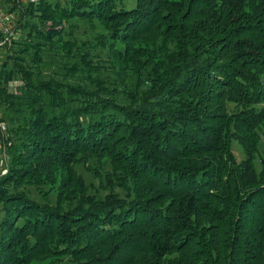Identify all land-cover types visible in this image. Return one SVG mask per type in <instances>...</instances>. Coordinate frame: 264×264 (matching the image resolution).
Returning a JSON list of instances; mask_svg holds the SVG:
<instances>
[{"label": "trees", "instance_id": "1", "mask_svg": "<svg viewBox=\"0 0 264 264\" xmlns=\"http://www.w3.org/2000/svg\"><path fill=\"white\" fill-rule=\"evenodd\" d=\"M123 1L0 0V264H264V0ZM85 15L117 78L149 69L138 99L45 76L55 23ZM68 50V76L97 72ZM100 153L98 196L76 167Z\"/></svg>", "mask_w": 264, "mask_h": 264}, {"label": "rangeland", "instance_id": "2", "mask_svg": "<svg viewBox=\"0 0 264 264\" xmlns=\"http://www.w3.org/2000/svg\"><path fill=\"white\" fill-rule=\"evenodd\" d=\"M25 3L27 0H21ZM31 3L39 4V0H29ZM62 1V0H59ZM134 0H124V6H130L133 4ZM48 13V11H47ZM36 15V14H34ZM89 16V15H88ZM81 16H74L72 18L66 19L63 18L61 23H55V28H62V34L57 37V39H61L64 41L65 46L68 50L69 46H72L74 49L76 48L79 53L84 55H88L89 58L86 57V63L93 67L94 69L98 68L97 72H91L89 76H85L84 72H78L76 76L71 77L65 73L64 66L66 65L65 55L69 54V52L65 51L62 52L59 47L58 40H55L50 46V51L52 50L50 64H48V71L46 72V77L54 76L55 78H60L61 80L67 82H76L81 81L87 85L93 87L92 89L95 90V85L97 86L98 90L101 88L109 90L112 87H117L118 90H114V94L116 100L119 103L127 104L129 101L128 99L135 98L138 99L141 95H143V91L145 90L146 84L144 85L143 78L146 77L147 72L149 69L141 70L140 72L135 71L134 69H126L125 72L121 74V78H117L114 73L112 72L111 68L108 66L110 63L107 54L109 50L111 51L113 48L112 46L109 47L110 42L107 39V35L109 36L108 32L105 29V26L102 22L99 21L98 18L87 19V16H82L85 18H80ZM50 19H46L44 24L50 25ZM112 45V44H111ZM136 46V45H135ZM139 47H142L138 45ZM110 48V49H109ZM136 52L141 51V49H136ZM49 55V54H48ZM143 59V57L139 58ZM85 65V63L83 62ZM81 67V65H79ZM84 67V66H83ZM86 68V67H84ZM71 70H67L70 72ZM60 74V75H59ZM144 76V77H143ZM149 85V82H147ZM15 83L11 84V89L14 90ZM10 89V90H11ZM226 109L228 112L232 109L233 111L234 106L232 107V103L225 102ZM232 131V127L230 128ZM255 133L257 134V143H256V152L252 158V164L255 171L260 169V164L263 159L264 155V121L259 125L256 126L254 129ZM229 149L231 153L235 156L237 160L244 158V150L240 143V141L235 137L232 136L229 141ZM89 157V158H87ZM80 166L76 167L78 173H80L85 181L86 184L89 186L92 185V188L89 187L90 193H97L98 196L104 194V192L100 189V185L98 187L99 179L95 177H104V175L110 171V166L108 164V159L105 157L104 154H98L97 156H84L81 158ZM8 157L7 155H3L1 146H0V170L2 172L4 170V165L7 163ZM82 165V166H81ZM3 173V172H2ZM118 173V172H117ZM25 191H28L30 196L36 200H40L36 191L32 187L26 186ZM117 192L121 193L118 189ZM50 198L53 200V196L51 195ZM1 207V206H0ZM0 217H1V210H0ZM63 264V263H61Z\"/></svg>", "mask_w": 264, "mask_h": 264}, {"label": "built area", "instance_id": "3", "mask_svg": "<svg viewBox=\"0 0 264 264\" xmlns=\"http://www.w3.org/2000/svg\"><path fill=\"white\" fill-rule=\"evenodd\" d=\"M12 12L7 10L3 5L0 3V29L1 32L7 33L8 28H7V23L12 19ZM2 126V124H0ZM2 172H4L2 170Z\"/></svg>", "mask_w": 264, "mask_h": 264}]
</instances>
